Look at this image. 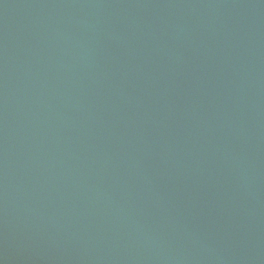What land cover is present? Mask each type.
<instances>
[{
  "label": "water",
  "instance_id": "obj_1",
  "mask_svg": "<svg viewBox=\"0 0 264 264\" xmlns=\"http://www.w3.org/2000/svg\"><path fill=\"white\" fill-rule=\"evenodd\" d=\"M0 264H264V0H0Z\"/></svg>",
  "mask_w": 264,
  "mask_h": 264
}]
</instances>
